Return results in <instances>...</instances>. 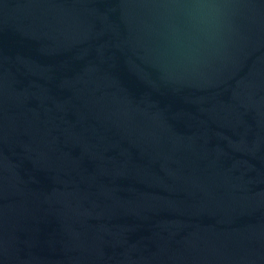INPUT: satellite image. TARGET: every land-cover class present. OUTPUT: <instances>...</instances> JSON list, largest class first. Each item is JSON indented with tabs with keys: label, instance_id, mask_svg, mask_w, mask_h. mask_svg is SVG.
<instances>
[{
	"label": "water",
	"instance_id": "obj_1",
	"mask_svg": "<svg viewBox=\"0 0 264 264\" xmlns=\"http://www.w3.org/2000/svg\"><path fill=\"white\" fill-rule=\"evenodd\" d=\"M0 264H264V0H0Z\"/></svg>",
	"mask_w": 264,
	"mask_h": 264
}]
</instances>
